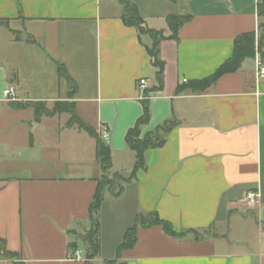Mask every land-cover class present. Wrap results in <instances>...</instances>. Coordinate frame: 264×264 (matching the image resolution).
Instances as JSON below:
<instances>
[{
    "label": "crops",
    "instance_id": "0c3cea01",
    "mask_svg": "<svg viewBox=\"0 0 264 264\" xmlns=\"http://www.w3.org/2000/svg\"><path fill=\"white\" fill-rule=\"evenodd\" d=\"M131 1L146 26L166 37L159 45L161 89L146 50L153 39L124 24L120 0H0V240L20 264H85L82 235L103 175L95 139L72 134L62 157L52 151L60 145L49 144L43 117L12 103L52 108L74 102L86 124L109 131L110 174L129 177L136 154L125 137L143 115L144 93L155 90L143 133L169 120L177 126L163 147L146 152V169L125 184L121 197L105 192L94 264H264V78H257L264 57L257 49L239 71L205 92L181 90L230 59L236 37L260 32L258 0H186L185 15L175 13L176 0ZM172 15L192 16L176 39L166 20ZM141 79L148 81L144 91ZM10 86L15 102L3 95ZM249 193L257 195L253 204ZM151 213L184 237H171L161 226L140 228L136 246L118 258L136 216ZM249 215L255 217V244L229 241L219 231L232 216ZM74 242L83 260L74 259Z\"/></svg>",
    "mask_w": 264,
    "mask_h": 264
},
{
    "label": "trees",
    "instance_id": "16d2710c",
    "mask_svg": "<svg viewBox=\"0 0 264 264\" xmlns=\"http://www.w3.org/2000/svg\"><path fill=\"white\" fill-rule=\"evenodd\" d=\"M123 6L122 21L128 27H136L140 34L149 35L153 39L152 47H147V53L151 58L152 66L157 69L156 78L159 83V88H162V76L164 74V63L159 58V45L166 37L162 31H156L149 29L142 16L140 15L138 8L133 4L131 0H120ZM258 14L260 18H264V0H258L257 4ZM192 16H168L167 25L172 35L170 38H178V32L185 24L190 22ZM264 28L263 23L260 24V31ZM160 35V39L156 36ZM20 39L19 37H17ZM262 37L260 33L248 32L243 33L236 37L234 41L233 56L225 61L210 77L201 81H191L181 90L189 89L192 92L202 93L210 89L221 77L227 74L236 73L240 70L242 63L246 59L254 58L257 53V49L262 53L264 57V45H262ZM29 41H33L31 38ZM59 76L64 78L70 84L72 91L75 93L77 90L76 85L73 83L67 71L59 66ZM155 90L146 91L141 99L143 106V115L137 121L135 126L126 134L125 141L128 148L135 152L136 162L133 171L129 177L117 176L122 180V185L115 191L110 183H106L100 179L98 188L92 199L89 208V229L82 235V241L85 245L83 251V257L85 264H94V260L99 258L101 252L100 242V210L105 198V192L110 191L111 196L119 198L124 192L125 184L136 179V174L140 170L146 169V152L150 149L161 148L165 145L167 136L177 126L176 120H169L163 125L159 126L155 131V137H150L147 133L144 139H141L143 129L150 123L151 111H150V93ZM73 95V93L71 94ZM12 107L17 110H26L33 108L36 114V118L39 120L42 117H55L56 115L69 114L71 116L68 121V127L77 126L79 130L86 132L91 138L96 140L97 144V159L102 170V177L110 172L112 169V154L109 146L100 138V133L92 126L86 124L77 114L76 105L74 102L64 101L57 102L52 108H49L45 103H12ZM153 226H161L164 232L174 238L182 239L184 233H177L173 225L165 220H162L156 213L151 214H139L136 216L132 227H130L124 237V242L119 246L117 250L118 258L124 250L133 249L138 242V230L140 228H150ZM76 234V233H75ZM0 254L4 257L18 258L17 254L7 251L5 241L0 240ZM69 248L71 251L76 252L79 249L78 243H70ZM104 264H122L118 260L105 261Z\"/></svg>",
    "mask_w": 264,
    "mask_h": 264
},
{
    "label": "rangeland",
    "instance_id": "374dc122",
    "mask_svg": "<svg viewBox=\"0 0 264 264\" xmlns=\"http://www.w3.org/2000/svg\"><path fill=\"white\" fill-rule=\"evenodd\" d=\"M176 4H174V9L176 14H182L185 15L186 11L182 8L184 5V1L186 0H176ZM262 23L264 25V18L262 20ZM262 37V45H264V28L259 32ZM157 39H160V35L156 36ZM71 116L69 114H62V115H56L55 117H43L44 119V128L48 133L51 134V138H48L49 144H55L56 146L60 145L59 148H56L54 153L61 154L62 157H64V147L65 145H70V139L72 137V134L74 133H82L84 135L83 137H89L88 134L84 131H81L78 129L77 126L75 127H68V121L70 120ZM64 128H67V132L64 133ZM147 133L141 134V139H144ZM150 137H155V133L150 132L148 134ZM36 139L38 141L46 140L44 137H41L40 132L36 134ZM57 140V141H55ZM59 140V141H58ZM102 181L106 183H110L111 186H113V189L117 191L119 189V186H121L122 180L118 178L116 175H111L110 172L105 174L103 177H101ZM108 191V190H107ZM255 217L253 215H249L247 219H241L237 216H232L230 223L225 225L224 227L220 228L219 231L223 236H226L227 240L236 242V241H248L250 244H255L256 239V233H255ZM206 236V234L202 235H196L198 238H203ZM208 237L210 235H207ZM78 242L82 243L80 239H77ZM1 245V244H0ZM85 247V246H83ZM246 247L244 248V250ZM85 250V249H84ZM0 259L3 260H10L15 264H20L19 259L15 257H4L2 254H0Z\"/></svg>",
    "mask_w": 264,
    "mask_h": 264
},
{
    "label": "built area",
    "instance_id": "2783aa9c",
    "mask_svg": "<svg viewBox=\"0 0 264 264\" xmlns=\"http://www.w3.org/2000/svg\"><path fill=\"white\" fill-rule=\"evenodd\" d=\"M257 67H258L257 78H258V80H261L264 78V65L261 62V60L257 61ZM138 87L141 91H144L148 87V81L146 79H141L139 81ZM15 91H16L15 87L10 86L4 90L3 95L5 98L11 100L12 102H15L16 101ZM100 138L105 143V145H107V146L110 145L111 136H110V133L107 129L103 128L100 131ZM256 196L257 195L255 193H249L247 195V203L253 204L255 202ZM74 259L83 260L82 252L80 250H77L76 252H74Z\"/></svg>",
    "mask_w": 264,
    "mask_h": 264
}]
</instances>
